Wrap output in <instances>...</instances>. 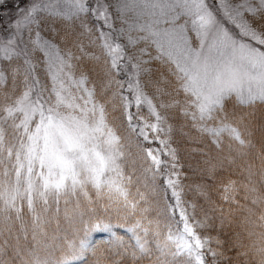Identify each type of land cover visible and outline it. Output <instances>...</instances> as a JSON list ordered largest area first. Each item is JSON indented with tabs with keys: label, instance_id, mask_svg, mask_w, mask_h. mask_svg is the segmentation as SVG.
I'll return each mask as SVG.
<instances>
[{
	"label": "snow or ice",
	"instance_id": "snow-or-ice-1",
	"mask_svg": "<svg viewBox=\"0 0 264 264\" xmlns=\"http://www.w3.org/2000/svg\"><path fill=\"white\" fill-rule=\"evenodd\" d=\"M12 7L0 264H264V0Z\"/></svg>",
	"mask_w": 264,
	"mask_h": 264
},
{
	"label": "rangeland",
	"instance_id": "rangeland-1",
	"mask_svg": "<svg viewBox=\"0 0 264 264\" xmlns=\"http://www.w3.org/2000/svg\"><path fill=\"white\" fill-rule=\"evenodd\" d=\"M14 2H15V0H8L9 8L2 10V12H0V15H2L3 12H9L10 11V13L14 16V14H15V8L12 7V4ZM25 3H27V0H25ZM56 26H59V25H56ZM45 32H47V28H45ZM100 235H102V234H97V237L96 238H100Z\"/></svg>",
	"mask_w": 264,
	"mask_h": 264
},
{
	"label": "trees",
	"instance_id": "trees-1",
	"mask_svg": "<svg viewBox=\"0 0 264 264\" xmlns=\"http://www.w3.org/2000/svg\"><path fill=\"white\" fill-rule=\"evenodd\" d=\"M180 147L183 149V148L196 147V145L195 144L186 143L184 141H181Z\"/></svg>",
	"mask_w": 264,
	"mask_h": 264
}]
</instances>
